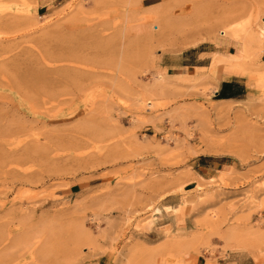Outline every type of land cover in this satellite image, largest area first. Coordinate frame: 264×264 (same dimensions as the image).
Masks as SVG:
<instances>
[{
  "label": "rangeland",
  "instance_id": "374dc122",
  "mask_svg": "<svg viewBox=\"0 0 264 264\" xmlns=\"http://www.w3.org/2000/svg\"><path fill=\"white\" fill-rule=\"evenodd\" d=\"M0 8V264H264V0Z\"/></svg>",
  "mask_w": 264,
  "mask_h": 264
},
{
  "label": "bare ground",
  "instance_id": "6f19581e",
  "mask_svg": "<svg viewBox=\"0 0 264 264\" xmlns=\"http://www.w3.org/2000/svg\"><path fill=\"white\" fill-rule=\"evenodd\" d=\"M1 9V8H0ZM235 27V26H234ZM261 30H260V32L264 35V28H260ZM235 32V31H234ZM228 33V32H227ZM232 34V33H231ZM229 35H230V33H229ZM70 38V37H69ZM68 39V38H67ZM74 39V38H73ZM72 39V40H73ZM71 40V39H70ZM74 42H75V40H73ZM67 42H68V40H67ZM69 42H72V41H69ZM254 42H258L259 43V40H258V38H257V36H256V34H255V31H254V29L250 26V25H247V31H246V34H245V39H244V41L242 42V44H241V52H244L247 48H251V46H252V44L254 43ZM73 43V42H72ZM80 43V42H79ZM69 44V43H68ZM75 46H77L76 48H78V43H73V44H71L70 46H67L65 49H67V51H72L73 50V48H75ZM81 46V45H80ZM261 46V48H264V45H260ZM74 50H76V49H74ZM81 50V49H80ZM63 52H65V51H63ZM62 52V53H63ZM69 53V52H68ZM65 54V53H64ZM61 55H63V54H61ZM227 59H229L228 61H227ZM226 59V57L225 58H221V59H219V60H214V63H213V67H214V65H216V64H220V63H225L226 65H227V63L230 61V58L228 57ZM238 59V58H237ZM44 61H45V59H43ZM51 60V59H50ZM213 67H212V70H215L216 69V67L213 69ZM35 68V67H34ZM39 68V67H38ZM40 70H41V68H39V70L36 68V70L35 69H28L26 72H25V74H24V77H27L26 79H28V80H30V81H37V82H42L43 80L45 81V75L42 73V72H40ZM43 72H45L44 70H43ZM63 72V71H62ZM67 73H70V72H68L67 71ZM65 75H66V72H65ZM67 76H69L68 74H67ZM75 77V76H74ZM66 79V78H65ZM176 87V86H175ZM45 88V87H44ZM36 90V89H35ZM44 91V90H43ZM151 105H153V104H151ZM183 109V108H182ZM179 111H182V110H179V108H178V112ZM173 113V112H172ZM177 113V112H176ZM181 113V112H180ZM186 113V112H185ZM206 113V112H205ZM184 114V113H183ZM207 114V113H206ZM185 115V114H184ZM202 115H205L204 113H202ZM206 117L208 116V114L207 115H205ZM224 174V173H223ZM173 210V209H172ZM174 214V213H173ZM175 218H176V216H175ZM174 221H175V219H174ZM177 221V220H176ZM133 250V249H132ZM127 253V252H126ZM132 254H133V252H131ZM127 259V258H126ZM127 264H130V259L128 260L127 259V262H126Z\"/></svg>",
  "mask_w": 264,
  "mask_h": 264
},
{
  "label": "crops",
  "instance_id": "0c3cea01",
  "mask_svg": "<svg viewBox=\"0 0 264 264\" xmlns=\"http://www.w3.org/2000/svg\"><path fill=\"white\" fill-rule=\"evenodd\" d=\"M159 2H161V0H141V3L143 6L154 5ZM241 83L242 82L239 79L238 75H231L229 77H221L218 87L216 89V92L218 93L222 91L227 96H230L222 100H233V98H236L237 96H239L238 91H239ZM194 264H205V261H201L199 257H197ZM206 264H209V261L206 262ZM226 264H245V261L241 257H237L235 259H232L231 261H228ZM249 264H256V263L251 262Z\"/></svg>",
  "mask_w": 264,
  "mask_h": 264
},
{
  "label": "trees",
  "instance_id": "16d2710c",
  "mask_svg": "<svg viewBox=\"0 0 264 264\" xmlns=\"http://www.w3.org/2000/svg\"><path fill=\"white\" fill-rule=\"evenodd\" d=\"M226 97H230V96H227L224 92L220 91L218 92L217 94V98H220V99H226Z\"/></svg>",
  "mask_w": 264,
  "mask_h": 264
}]
</instances>
